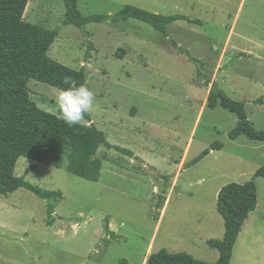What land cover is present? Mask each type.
<instances>
[{
  "label": "rangeland",
  "instance_id": "374dc122",
  "mask_svg": "<svg viewBox=\"0 0 264 264\" xmlns=\"http://www.w3.org/2000/svg\"><path fill=\"white\" fill-rule=\"evenodd\" d=\"M125 5L185 15L202 25L175 22L167 37L133 19L79 30L61 26L63 0H29L26 6V22L58 28L49 58L77 71L88 66L95 102L90 121L80 124H93L109 144L131 151L138 161L101 147L100 176L91 182L66 172L65 162L56 169L19 158L15 177L60 191L63 200L47 227L45 202L29 191L0 196V264H118L122 259L144 264L161 249L214 264L218 252L206 241L221 240L224 233L217 193L228 183L247 181L256 186L257 205L243 223L230 264H264V179L254 177L264 166V142L230 140L235 115L206 108L216 84L244 102L248 121L264 130V0L77 3L82 16L114 15ZM88 44L92 50L85 61ZM181 51L201 62L207 85ZM27 88L39 109L57 114L59 90L34 80ZM214 142L222 148L188 166Z\"/></svg>",
  "mask_w": 264,
  "mask_h": 264
},
{
  "label": "trees",
  "instance_id": "16d2710c",
  "mask_svg": "<svg viewBox=\"0 0 264 264\" xmlns=\"http://www.w3.org/2000/svg\"><path fill=\"white\" fill-rule=\"evenodd\" d=\"M29 0H0V196H7L25 189L45 202L47 219L45 224L51 227L57 218L55 208L63 200L60 191L44 190L25 181L24 177H15L14 169L21 157L30 161L59 169L65 162V171L96 182L100 176L101 160L96 157L103 147L114 150L122 156L138 161L134 154L126 149L111 145L104 134L93 124H78L69 127L57 114L47 113L37 107L30 99L27 82L34 80L60 90L67 87L65 78H72L77 85L83 84V68L70 69L48 57L47 52L55 41L58 28L46 30L28 23L23 15ZM78 0H63L64 18L61 26H74L83 30L88 24L105 21L120 22L133 19L149 25L163 37L168 36V26L175 22L201 26L198 19H190L181 14L160 15L125 5L114 15L93 14L82 16L77 6ZM86 37L87 34L85 33ZM174 48L176 44L171 42ZM91 45L85 52V61L90 59ZM124 50L119 49L116 57L121 58ZM195 65L196 74L209 83L208 74L199 60L192 58L187 51H181ZM261 103L255 100L254 104ZM244 102L236 101L225 94L216 84L209 90L206 108L220 107L235 115L237 121L228 133L230 140L243 136L255 142H264V130L256 129L247 119ZM84 120L90 121L86 114ZM222 148L219 142L212 143L188 166L199 163L211 151ZM254 177L264 179V166L257 169ZM169 176H164L168 179ZM161 197H159V200ZM257 205L256 186L252 181L228 183L221 187L216 197V212L223 221L224 233L221 240L209 239L206 245L218 252L214 264H230L232 249L241 231L244 221ZM158 203L155 209H160ZM118 264H126L122 259ZM145 264H210L194 259L191 255L168 253L161 249L149 255Z\"/></svg>",
  "mask_w": 264,
  "mask_h": 264
},
{
  "label": "clouds",
  "instance_id": "9594fccd",
  "mask_svg": "<svg viewBox=\"0 0 264 264\" xmlns=\"http://www.w3.org/2000/svg\"><path fill=\"white\" fill-rule=\"evenodd\" d=\"M63 83L67 87L58 91L55 102L60 119L72 127L80 124L85 115L91 112L95 102V93L86 84L77 85L70 77L65 78Z\"/></svg>",
  "mask_w": 264,
  "mask_h": 264
},
{
  "label": "water",
  "instance_id": "95a60500",
  "mask_svg": "<svg viewBox=\"0 0 264 264\" xmlns=\"http://www.w3.org/2000/svg\"><path fill=\"white\" fill-rule=\"evenodd\" d=\"M83 75H84V80H83V84H86L88 86V66L85 65L83 67ZM106 236H104L105 238Z\"/></svg>",
  "mask_w": 264,
  "mask_h": 264
},
{
  "label": "crops",
  "instance_id": "0c3cea01",
  "mask_svg": "<svg viewBox=\"0 0 264 264\" xmlns=\"http://www.w3.org/2000/svg\"><path fill=\"white\" fill-rule=\"evenodd\" d=\"M256 209V208H255ZM145 264V263H144Z\"/></svg>",
  "mask_w": 264,
  "mask_h": 264
}]
</instances>
